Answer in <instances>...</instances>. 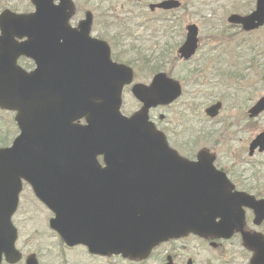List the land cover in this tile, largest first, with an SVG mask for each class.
<instances>
[{"label": "water", "instance_id": "obj_1", "mask_svg": "<svg viewBox=\"0 0 264 264\" xmlns=\"http://www.w3.org/2000/svg\"><path fill=\"white\" fill-rule=\"evenodd\" d=\"M54 1L33 0L36 14L30 16L10 10L0 15L7 36L0 38V57L9 71V77H0V105L18 112L21 130L11 147L0 149V258L2 253L13 255L16 230L11 217L22 178L54 210L52 223L63 237L93 250L106 248L136 257L182 231L240 227L245 201L241 195L226 193L224 175L215 173L208 160L179 161L161 135L153 132L146 114L133 118L121 114L130 70L113 65L106 53L104 70L102 66L100 75L97 70L90 77L92 84L72 82L81 66L76 60H56L52 49L62 58L71 56L70 47L56 46L54 30L66 26L74 5L72 0H60L58 5ZM175 5L170 0L159 6ZM230 19L246 29L263 24L264 0H258L249 16ZM15 34L29 40L15 43ZM5 47L9 51L4 53ZM22 54L38 64L31 75L16 67ZM154 89L162 101L176 94L165 89L161 77ZM143 91L147 88L134 87L138 97L146 99ZM262 110L264 97L252 109L253 115ZM83 117L87 125L74 123ZM217 216L222 222L216 225L212 221Z\"/></svg>", "mask_w": 264, "mask_h": 264}, {"label": "flooded vegetation", "instance_id": "obj_2", "mask_svg": "<svg viewBox=\"0 0 264 264\" xmlns=\"http://www.w3.org/2000/svg\"><path fill=\"white\" fill-rule=\"evenodd\" d=\"M179 1L177 6L153 10L151 2L143 0H123L124 4L119 5L114 0H87L82 9L75 0V9L68 16L69 26L61 29L56 26L54 30L56 46L62 50L63 45L70 47L72 54L62 58L52 49V56L56 60H76L82 70L76 71L72 82L79 85L85 80L86 84H92L90 77L97 70L100 75L102 66L104 70L107 44L111 59L131 71L132 82L125 85L123 102L128 94L137 102L133 87H146L153 84L156 76H162L165 89H176L179 98L152 107L149 119L163 133L177 157L197 162L204 156L214 155L216 167L227 173L234 191H244L253 196L255 202H262L244 204V221L230 236L189 232L161 243L145 259H133V264H264V151H256L251 156L249 148L254 136L250 139L246 135L249 107L255 94L264 91L256 73L264 66V53L253 48L257 53L231 54L227 48L223 49L228 43L225 32L229 26L235 29L234 35L243 32L244 36L240 38L247 41L255 38L252 35L263 30L264 25L244 31L242 25L229 23V14L236 12L232 10L237 9L235 1L238 0H214L212 2L218 3L221 9H211L209 13L195 0L193 3ZM243 10L245 15L251 12L249 8ZM135 18L145 26L152 22L151 26L161 30L151 27L149 37L142 38L133 29ZM4 36L0 26V38ZM14 39L22 42L27 36L15 34ZM141 40L152 45L145 46ZM189 40L195 42L196 51L182 52ZM8 51L6 47L3 49L4 53ZM242 59L244 61L240 63ZM16 62L29 74L38 66L35 59L25 54ZM246 69L253 77L244 82L241 79H244ZM8 72L0 58V77H9ZM231 78H237L245 85L238 83L235 89L229 84ZM224 85L228 86L226 90H222ZM149 94L153 95L151 88ZM0 110L2 114H11L16 125L15 111L3 107ZM136 110L132 107L127 113ZM4 116L9 126L10 117ZM259 118H254V122ZM77 123L84 125L87 119H79ZM18 129L16 126L19 133ZM221 161L228 166H222ZM30 188L25 182L14 216L18 231L16 250L20 258L11 256L10 260L4 256L2 264H121L118 261L120 255L106 257L91 252L83 244H68L51 226L55 214L36 202ZM247 201L251 202V199Z\"/></svg>", "mask_w": 264, "mask_h": 264}, {"label": "rangeland", "instance_id": "obj_3", "mask_svg": "<svg viewBox=\"0 0 264 264\" xmlns=\"http://www.w3.org/2000/svg\"><path fill=\"white\" fill-rule=\"evenodd\" d=\"M78 1V7L80 9L83 8V6L86 5V1L85 0H77ZM115 3L117 5L119 4H122L123 3V0H114ZM152 1H155V0H143V2H152ZM198 5L201 7V9H203V11H206L209 13V11L211 9H221L219 7V4L218 3H215V2H212L214 0H195ZM189 3H193L192 0H188ZM203 2V3H202ZM205 2H208L209 4H205ZM236 6H237V9H233L232 11H236V12H242L244 11L243 8H249V9H252L254 7V4H255V0H238V2H236ZM31 0H0V11H2L3 9L9 7V8H12L14 6H17L19 8V10H24L23 8L25 7H28L30 10L32 9V11L34 10V7H32L31 5ZM230 28L227 29V31L225 32L226 33V38L228 39V45L229 47L231 46L232 43H234L237 38H240L242 36H244V33H239L237 35H234V28H232L231 26H229ZM138 34L139 35H142V38H148L149 36V33L151 32V29H147L146 27L144 26H141L138 30H137ZM260 31H257L255 34H253L252 36L253 37H257V35L259 36V33ZM261 35H264V30H262L260 32ZM262 39H264V36H262ZM142 44H144L145 46H151L152 43H148L146 41H143L141 40ZM261 46L264 48V41L262 42ZM227 48L226 46L223 47V49ZM248 69H246V71L243 72V77L244 79H241L243 80L244 82H247V80H251V78L253 77V73H247ZM256 73H258V69L256 70ZM238 83L242 84L240 80H238L237 78H231L229 80V84H233L234 88L237 89L238 87ZM243 86L245 84H242ZM241 85V86H242ZM247 85V84H246ZM240 86V88H241ZM228 88V86H222V90H226ZM261 93V92H260ZM259 92H257L255 95H259L260 94ZM133 107V109H136L138 108V104L137 102L134 100V98H131L130 94H128L126 96V100H125V105H124V109L126 108L127 110L131 109ZM4 115H8L9 117L12 118V115L11 114H8V113H5L3 112ZM223 117H227L225 115H223ZM259 122H255L253 124V129H249L248 133L246 134L248 137H250V139L257 133V132H260L262 129H264V118L261 117V119L258 120ZM14 126H13V130H14ZM3 144L0 140V145ZM37 204V203H36ZM38 205V204H37ZM34 210H36V207L34 206ZM42 214H44V212H42ZM124 263L123 264H127L128 261H123Z\"/></svg>", "mask_w": 264, "mask_h": 264}, {"label": "trees", "instance_id": "obj_4", "mask_svg": "<svg viewBox=\"0 0 264 264\" xmlns=\"http://www.w3.org/2000/svg\"><path fill=\"white\" fill-rule=\"evenodd\" d=\"M253 59L255 60V58H253ZM0 140H1V142L3 143V144L0 145V147L6 145V144L8 143V141L6 140V138L3 137V136H0ZM6 141H7V142H6Z\"/></svg>", "mask_w": 264, "mask_h": 264}]
</instances>
